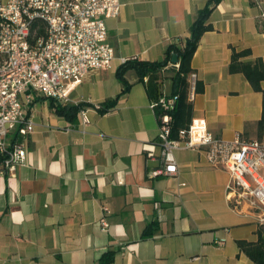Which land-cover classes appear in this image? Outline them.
Returning a JSON list of instances; mask_svg holds the SVG:
<instances>
[{
	"label": "crops",
	"instance_id": "0c3cea01",
	"mask_svg": "<svg viewBox=\"0 0 264 264\" xmlns=\"http://www.w3.org/2000/svg\"><path fill=\"white\" fill-rule=\"evenodd\" d=\"M120 1L119 16L106 20L111 66L70 81L69 98L86 104L89 123L79 126L78 117L55 114L49 99H34L26 161L14 176H0V264H99L107 250L115 252L111 264H255L236 242L256 240L258 222L230 208L228 172L210 166L203 147L174 149L176 174L149 176L161 165L158 119L133 71L114 107L92 108L120 94L115 71L125 60H162L206 0ZM262 10L264 0H221L191 58L203 84L192 118L224 140L257 138L262 94L228 65L232 49H249L244 60L260 58L264 66ZM170 91L166 77L162 92ZM148 225L151 233L142 237Z\"/></svg>",
	"mask_w": 264,
	"mask_h": 264
},
{
	"label": "built area",
	"instance_id": "2783aa9c",
	"mask_svg": "<svg viewBox=\"0 0 264 264\" xmlns=\"http://www.w3.org/2000/svg\"><path fill=\"white\" fill-rule=\"evenodd\" d=\"M122 6L120 0H0V176H14L26 161L23 138L35 127L31 112L36 96L77 104L69 98L70 81L111 66L114 49L106 20L118 17ZM258 19L264 22V10ZM196 82V72L191 71L190 102ZM175 99L163 93L151 102L158 119L161 165L149 176L176 174L174 149L203 147L208 164L228 172L225 189L230 208L264 224V137L237 134L224 140L208 131L204 119L192 118L187 130L171 139ZM92 108L99 112L102 105L94 103ZM77 117L79 126L89 123L85 107ZM145 150L147 157H153L152 145H145Z\"/></svg>",
	"mask_w": 264,
	"mask_h": 264
},
{
	"label": "trees",
	"instance_id": "16d2710c",
	"mask_svg": "<svg viewBox=\"0 0 264 264\" xmlns=\"http://www.w3.org/2000/svg\"><path fill=\"white\" fill-rule=\"evenodd\" d=\"M221 0H206L205 5L198 10L196 18L188 28V34L174 42H170L165 50L164 57L160 61H146L139 59L125 60L115 71L116 78L122 84L120 94L115 98L106 100L99 111L104 113L114 107L118 98L127 93L131 84L126 80L125 74L133 71L137 81L145 86L148 97L154 101L163 94L162 83L166 77L171 81V91L169 95L176 96L174 105L170 110L172 116L170 127V138L177 139L180 130H187L192 119V102L187 100L188 83L187 76L192 71L190 62L198 46L201 36L212 29L208 18ZM177 54L178 67L171 66L166 68L170 62L171 55ZM250 56L249 49L236 51L232 49L230 63L228 65L229 73H241L249 82L252 89L262 94V114L256 122L257 138L264 137V88L261 82L264 81V66L260 58L244 60ZM169 74L166 76L164 72ZM203 84L196 82L195 93H201ZM50 107L58 116L65 118L70 122H75L78 111L86 106L84 103L60 104L53 99H49ZM158 114V110H157ZM151 225H148L143 231L142 237H147L151 233ZM238 248L255 264H264V224L258 223L256 229V240L249 241L245 239L237 240ZM114 251L107 250L99 258V264H111L114 258Z\"/></svg>",
	"mask_w": 264,
	"mask_h": 264
},
{
	"label": "water",
	"instance_id": "95a60500",
	"mask_svg": "<svg viewBox=\"0 0 264 264\" xmlns=\"http://www.w3.org/2000/svg\"><path fill=\"white\" fill-rule=\"evenodd\" d=\"M170 61H171L172 63H177V61H178V60H177V54H175V53L172 54V55H171V59H170Z\"/></svg>",
	"mask_w": 264,
	"mask_h": 264
}]
</instances>
